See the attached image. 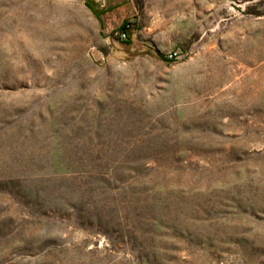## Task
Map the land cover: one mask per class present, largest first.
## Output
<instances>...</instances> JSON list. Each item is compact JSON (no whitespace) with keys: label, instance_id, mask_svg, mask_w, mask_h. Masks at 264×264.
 Returning a JSON list of instances; mask_svg holds the SVG:
<instances>
[{"label":"rangeland","instance_id":"obj_1","mask_svg":"<svg viewBox=\"0 0 264 264\" xmlns=\"http://www.w3.org/2000/svg\"><path fill=\"white\" fill-rule=\"evenodd\" d=\"M0 264H264V0H0Z\"/></svg>","mask_w":264,"mask_h":264},{"label":"trees","instance_id":"obj_2","mask_svg":"<svg viewBox=\"0 0 264 264\" xmlns=\"http://www.w3.org/2000/svg\"><path fill=\"white\" fill-rule=\"evenodd\" d=\"M123 30H126V29L123 28Z\"/></svg>","mask_w":264,"mask_h":264}]
</instances>
